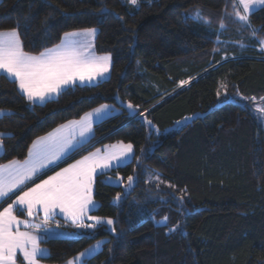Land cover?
Listing matches in <instances>:
<instances>
[{
  "label": "trees",
  "instance_id": "obj_1",
  "mask_svg": "<svg viewBox=\"0 0 264 264\" xmlns=\"http://www.w3.org/2000/svg\"><path fill=\"white\" fill-rule=\"evenodd\" d=\"M196 9L209 23L189 18ZM249 24L235 17L233 0H0V31L18 27L25 52L97 28L94 50L111 57L106 78L43 104L0 73V161L24 159L36 137L101 104L120 110L95 123L72 158L114 142L134 148L130 161L95 178L92 214L115 223L43 236V261L66 264L102 241L85 264H264V123L254 107L264 108V4Z\"/></svg>",
  "mask_w": 264,
  "mask_h": 264
},
{
  "label": "snow or ice",
  "instance_id": "obj_2",
  "mask_svg": "<svg viewBox=\"0 0 264 264\" xmlns=\"http://www.w3.org/2000/svg\"><path fill=\"white\" fill-rule=\"evenodd\" d=\"M139 2L140 0H128V3L133 6H138ZM257 3L264 4V0H233L235 17L247 24L248 14L252 6ZM189 18L209 23L208 18L203 17L199 9H196ZM221 27H224L223 23ZM256 31L258 30H253V35ZM96 32L94 28L84 29L81 32H67L59 44L33 55L24 51L18 27L0 31V73H5L6 78L10 80L14 78L13 82L18 85L20 92L30 103L43 104L54 95H59L65 87L74 86L76 81L81 83L85 80L92 81L109 71L111 57L95 56L89 51L92 45L79 39L84 36L94 37ZM258 43L264 50V40ZM186 83L188 81H181V84ZM222 87L226 86L222 85ZM217 94L219 95V92ZM128 107L131 109L133 105L129 104ZM107 108V105H101L91 113H86L79 121H68L47 136L38 137L32 142L29 158L23 164L12 161L8 165L0 166V198H5L19 189L31 180L40 168L54 162L66 150L75 147L78 143L76 130L79 129V136L84 137L91 131L94 120L100 118ZM258 111L264 113V108H258ZM3 114H5L4 110L0 109V115ZM195 118L194 115L185 119ZM147 123L151 124V121ZM180 123L182 122L177 121V124ZM3 135L4 133H0V136ZM132 148L131 144L122 145L119 155L105 156H100L98 149L96 153H90L89 156L48 176L27 191H21L11 204L0 211V264H16L17 251L23 254L26 264H38V258L46 251L39 247V236L30 231L19 230L20 224L26 228L33 225L27 220H20L13 214L16 205L26 208L28 216H32L33 210L39 207L44 213V223H47L48 218L54 216L55 210L59 209L77 227L95 229L104 220L107 225H113L115 221L111 218L88 215L91 208L95 206L92 198L93 180L98 169L108 168L114 162L118 163L126 159L132 154ZM133 179L132 176L128 177L130 186ZM116 199H120V193H117ZM85 217L93 223L85 224L83 222ZM167 220L168 218L164 217L159 223L167 227ZM35 227L39 228L41 225ZM112 231L115 232L116 229L112 228ZM170 231H177V226ZM91 251L93 249H86L85 253ZM85 253H80L78 257L68 261V264H77L82 261Z\"/></svg>",
  "mask_w": 264,
  "mask_h": 264
},
{
  "label": "crops",
  "instance_id": "obj_3",
  "mask_svg": "<svg viewBox=\"0 0 264 264\" xmlns=\"http://www.w3.org/2000/svg\"><path fill=\"white\" fill-rule=\"evenodd\" d=\"M4 31H6V30H4ZM50 48H52V47H50ZM93 50H94V48H93ZM31 54H33V53H31ZM33 55H36V54H33ZM95 56H110V55L109 54H98L97 55L96 52H95ZM110 66H111V61H110ZM109 71H110V67H109ZM100 79H103V78L102 77H97L96 81H98ZM96 81L95 80H92V81L85 80L82 83H94ZM76 83H81V82L80 81H76ZM55 96L56 95H54L53 97H55ZM101 105H107L108 108H107L106 112L100 118L94 120V122L92 123L91 131L89 133H87L84 137H80L79 136V129H77L76 130V140L78 141V143L76 144V146L66 150L54 162H51V163L47 164L45 167L40 168L38 170V172L32 177V179L27 181L19 189L14 190L12 193H10L5 198H0V211H2L4 208H6L8 206V204H11L15 200L16 196L20 195L21 191H27L28 188L34 187V185L37 184V183H40L41 180L47 179L48 176H52L56 172L60 171L61 169L67 168L68 165L74 164L76 161L81 160V159H83L86 156H89L90 153H96L97 150L99 149L100 150V152H99L100 156L111 155V154L119 155V153L122 151V145L131 144V143H128V142H114V143H110V144H104V145H101V146L93 147V148L83 152L82 154L72 158L74 155H76L78 153V151L80 149H81V151L86 149L85 147L83 148V146L93 136L94 124L99 122L100 120L104 119L105 117L111 115V114L119 112V110H120L117 106H114V105H111V104H101ZM101 105H98V106L86 111L79 118L70 119V120H67V121L55 126L54 128H52L48 132H46V133H44V134H42V135H40L38 137L47 136L48 133L53 132L54 129L60 128L61 125L67 124L68 121H79L80 118L83 117L86 113H91L94 109L100 108ZM38 137H36L34 140H36ZM0 144H2L1 140H0ZM31 146H32V143H31L30 147ZM2 151H3V144H2V147H0V154L2 153ZM133 154H134V148H132V154H130L126 159H123V160H121L118 163L114 162L108 168L98 169L97 170V174L94 177L93 186H92V198H93V201L95 203V206L92 207L91 210L89 211V213H88L89 216H97V217H101V218H107V217H102V216H98V215L92 214V212L97 207V201L94 198V182H95L96 176L101 174V173H106V172L110 171L111 169H113L114 167H117L119 165H122V164L130 161L132 159V157H133ZM28 158H29V151H28L27 156L24 159H13V160L5 161V162H1L0 161V166L8 165L12 161H17V162L23 164ZM109 179H111L112 182L115 181V180H119L117 177H113V176L112 177H108V180ZM17 209L23 210L26 213L27 217L18 215L16 213ZM13 214L16 215L20 220H27L31 225H33V227L26 228L23 224H20L19 225V230L20 231H30L34 235L39 236L40 239L43 236H45V235L46 236H74V235L78 234L81 231H92V230H94V229L77 227L75 224H73L72 220L69 219V218H66L65 215L59 211V209L55 210V215L54 216H50L48 218L47 223H44V220H45L44 213H43V210L40 209L39 207H37V208H35L33 210V215L32 216H28L26 208H21L20 206L16 205V206H14V213ZM83 222L85 224L93 223V221L88 220L87 217L84 218ZM102 224H106L107 225L106 220H104L100 225H102ZM36 225H41V227L36 228L35 227ZM40 239H39V247L41 249L46 250V251L43 254V256L38 258V264H53V263H47V262H45V261H43L41 259L42 257H46L48 255V248L40 243ZM98 242H99V247H97V243ZM101 244H102V241L94 242L93 244L89 245L88 247H86L85 249H83L82 251H80L79 253L74 255L68 261L73 260L74 258L78 257L80 255V253H85L86 249H93V251H91L89 253H85V255L82 257V261L77 262V264H85L87 258H89L93 254H95L100 249ZM18 256H20L23 259V261H24L23 254L21 252L17 251L16 264H20L18 262ZM68 261L66 262V264H68Z\"/></svg>",
  "mask_w": 264,
  "mask_h": 264
},
{
  "label": "rangeland",
  "instance_id": "obj_4",
  "mask_svg": "<svg viewBox=\"0 0 264 264\" xmlns=\"http://www.w3.org/2000/svg\"><path fill=\"white\" fill-rule=\"evenodd\" d=\"M124 1H125V2H128V0H124ZM140 1H141V0H140ZM261 5H263V4H261V3H257V4H255L254 6H252L251 11L254 10V9H256V8H258V7L261 6ZM241 11H242V9H241ZM251 11H250V12H251ZM250 12H249V13H250ZM241 25H244V26H246V27H250V24H249V14H248V23H247V24H244L243 22H241ZM88 29H90V28H88ZM94 29L97 30V28H94ZM82 30H84V29H82ZM82 30H74V31H70V32H81ZM242 31H243V30L239 28V29L236 30L235 34H236L237 36H241V35L243 34ZM96 33H97V32H96ZM252 35H253V34H252ZM79 39H82V40L85 41L86 43H90V44L92 45V47L89 49V51H91V52L94 53V55H95V50H93V48H94V39H95V36H94V37H92V36H84V37H79ZM262 40H264V39H262ZM230 41H232V40H228V42H230ZM259 41H260V40H259ZM258 45H259V44H258ZM259 49H261L260 45H259ZM261 50H262V49H261ZM263 51H264V50H263ZM96 54H97V53H96ZM97 55H98V54H97ZM108 74H109V71H108L107 73H105L104 76H102V78L107 77ZM95 81H96V79H95ZM254 107H255V115H256L257 119L263 121V123H264V113H261L260 111H258V108H262L261 104L255 102ZM109 180H111V179H109ZM111 181H112V180H111ZM113 182H119V180H115V181H113Z\"/></svg>",
  "mask_w": 264,
  "mask_h": 264
},
{
  "label": "water",
  "instance_id": "obj_5",
  "mask_svg": "<svg viewBox=\"0 0 264 264\" xmlns=\"http://www.w3.org/2000/svg\"><path fill=\"white\" fill-rule=\"evenodd\" d=\"M118 104L121 108L127 111L129 116H134L136 114V110L134 108H129L127 103L122 102L121 100H118Z\"/></svg>",
  "mask_w": 264,
  "mask_h": 264
}]
</instances>
